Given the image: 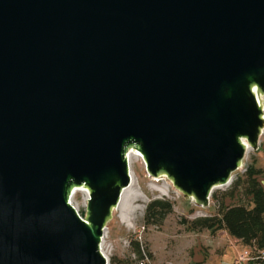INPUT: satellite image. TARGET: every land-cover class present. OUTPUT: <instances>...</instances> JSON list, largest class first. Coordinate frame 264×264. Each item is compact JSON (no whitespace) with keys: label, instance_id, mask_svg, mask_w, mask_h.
Listing matches in <instances>:
<instances>
[{"label":"water","instance_id":"obj_1","mask_svg":"<svg viewBox=\"0 0 264 264\" xmlns=\"http://www.w3.org/2000/svg\"><path fill=\"white\" fill-rule=\"evenodd\" d=\"M263 105L264 0H0V264H108L131 148L208 207Z\"/></svg>","mask_w":264,"mask_h":264},{"label":"rangeland","instance_id":"obj_2","mask_svg":"<svg viewBox=\"0 0 264 264\" xmlns=\"http://www.w3.org/2000/svg\"><path fill=\"white\" fill-rule=\"evenodd\" d=\"M250 165L264 169V132L260 135L258 148H248L242 166L232 173L230 183L216 186L213 192H218L226 204L236 202L222 196V192L229 190L238 178H243ZM129 166L133 177L104 231L102 250L107 255L108 264H236L240 259H244L243 264H264L258 261L261 259H253L259 251L244 245L225 230H189L190 220L217 213L218 202L212 195L210 205L203 207L185 197L167 176H158L155 180L157 176L147 171L141 157H134ZM74 193L71 202L78 214L85 218L89 194L87 190ZM153 199H167L174 203L173 212L159 226L145 223L146 207ZM133 241L140 243L143 258L139 259L134 253Z\"/></svg>","mask_w":264,"mask_h":264},{"label":"trees","instance_id":"obj_3","mask_svg":"<svg viewBox=\"0 0 264 264\" xmlns=\"http://www.w3.org/2000/svg\"><path fill=\"white\" fill-rule=\"evenodd\" d=\"M263 180V181H262ZM241 193L237 194L239 188ZM222 196L236 202L226 204L218 192L212 198L218 202L217 213L211 216H200L188 222L191 231L204 229L213 232L225 230L244 245L264 249V169L255 165L248 166L244 177L238 178ZM249 198V200H244ZM174 210V203L167 199H153L146 207L145 223L162 225L167 215ZM133 251L138 258H143L139 242L133 241ZM258 256V253L254 255ZM259 259V258H257ZM264 262L262 260H258Z\"/></svg>","mask_w":264,"mask_h":264},{"label":"bare ground","instance_id":"obj_4","mask_svg":"<svg viewBox=\"0 0 264 264\" xmlns=\"http://www.w3.org/2000/svg\"><path fill=\"white\" fill-rule=\"evenodd\" d=\"M255 97H256L258 103L260 104V97H259V94H258V88H257V87L255 88ZM263 113H264V105H263ZM263 132H264V128H263V130H262V133H263ZM245 145H246V151H248V148L251 147V145H250L248 142H246V141H245ZM136 156L141 157V158L144 160V156H143V154L140 153L138 150L133 149V148H131V149L128 150V152H127L128 165H129V163H131V161H132V160L134 159V157H136ZM144 161H145V160H144ZM129 168H130V166H129ZM163 176H167V175H163ZM130 177H133L132 171L130 172ZM159 177H160V176H159ZM159 177H158V176H157V177H154V179L157 180ZM218 186H221V185H218ZM84 188L87 190V192H88V194H89L90 191H89V189L86 188V187H74V188H72V190H71V192H70V196H69V200H70V203H71V204H72V202H71V197H72L74 191H75V193H76V190H83V191H86ZM125 192H126V188H124L123 191H122L121 199H122V197L124 196ZM75 193H74V194H75ZM72 206L74 207L73 204H72ZM74 208H75V207H74ZM75 209H76V208H75ZM104 231H105V230H104ZM103 241H104V237H103ZM103 241H102V243H103ZM102 251H103V250H102ZM103 253H104V255L107 257V255L105 254L104 251H103Z\"/></svg>","mask_w":264,"mask_h":264},{"label":"built area","instance_id":"obj_5","mask_svg":"<svg viewBox=\"0 0 264 264\" xmlns=\"http://www.w3.org/2000/svg\"><path fill=\"white\" fill-rule=\"evenodd\" d=\"M248 256V255H247ZM249 257V256H248ZM252 258V257H251ZM255 258H259V259H261L262 261H264V249L263 250H261V251H259V253H258V256H253V259H255ZM243 261H244V259H240V260H237L236 261V264H243Z\"/></svg>","mask_w":264,"mask_h":264}]
</instances>
